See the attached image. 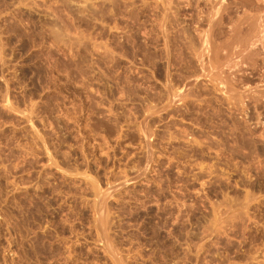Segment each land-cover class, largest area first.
<instances>
[{
    "label": "rangeland",
    "instance_id": "1",
    "mask_svg": "<svg viewBox=\"0 0 264 264\" xmlns=\"http://www.w3.org/2000/svg\"><path fill=\"white\" fill-rule=\"evenodd\" d=\"M263 2L0 0V264H264Z\"/></svg>",
    "mask_w": 264,
    "mask_h": 264
},
{
    "label": "bare ground",
    "instance_id": "2",
    "mask_svg": "<svg viewBox=\"0 0 264 264\" xmlns=\"http://www.w3.org/2000/svg\"><path fill=\"white\" fill-rule=\"evenodd\" d=\"M221 1H222V0H221ZM263 1H264V0H263ZM86 2H87V0H86ZM88 2H89V1H88ZM93 2H94V1H93ZM84 3H85V2H84ZM219 3H220V2H219ZM263 3H264V2H263ZM86 4H87V3H86ZM86 4H85V6H86ZM169 4H171V3H169ZM169 4H168V5H169ZM222 4H223V3H222ZM225 4H226V3H225ZM81 5H82V3H81ZM83 5H84V4H83ZM83 5H82V6H83ZM92 5H93V4H92ZM77 6H78V5H77ZM85 6H84V7H85ZM180 6H182V5H180ZM79 7H80V6H79ZM169 7H171V6H169ZM174 7H175V6H174ZM260 7H261V6H260ZM81 8H82V7H81ZM86 8H87V6H86ZM97 8H98V7H97ZM223 8H224V7H223ZM166 9H167V8H166ZM211 9H212V8H211ZM215 10H217V9H215ZM218 10H219V9H218ZM221 10H222V9H221ZM77 11H78V10H77ZM212 11H213V10H212ZM215 12H216V11H215ZM215 12H214V14H215ZM236 12H237V11H236ZM260 12H261V11H260ZM82 13H83V12H82ZM84 13H85V12H84ZM262 13H263V11H262ZM79 14H80V13H79ZM216 14H217V13H216ZM214 16H215V15H214ZM255 16H256V15H255ZM253 17H254V16H253ZM261 17H262V16H261ZM261 17H260V18H261ZM263 17H264V16H263ZM166 18H167V17H166ZM209 19H211V18H209ZM240 19H241V18H240ZM243 20H244V19H243ZM253 20H254V19H253ZM211 22H212V21H211ZM245 22H246V21H245ZM258 22H259V21H258ZM238 23H239V22H238ZM248 23H249V22H248ZM253 23H254V21H253ZM260 23H261V22H260ZM260 23H257V25L260 24ZM261 24H262V23H261ZM248 26H249V25H248ZM250 26H251V25H250ZM255 26H256V25H254V28H256ZM220 27H221V26H220ZM251 27H252V26H251ZM251 27H250V30H253L254 28L251 29ZM258 27H259V28H260V27L262 28V25H261V26L259 25ZM263 27H264V26H263ZM240 29H241V28H240ZM248 29H249V28H248ZM256 29H257V28H256ZM233 30H234V29H233ZM250 30H249V31H250ZM258 30H259V29H258ZM211 31H212V30H211ZM236 31H237V30H236ZM246 31H247V30H246ZM262 31H263V30H262ZM254 32H256V31L254 30ZM258 32H260V30L257 31L256 33H258ZM263 32H264V31H263ZM263 32H262V33H263ZM249 33H250V32H248V34H249ZM252 33H253V31H252ZM207 34H209V33H207ZM250 34H251V33H250ZM254 34H255V33H253V35H254ZM201 35H202V34H201ZM209 35H210V34H209ZM200 37H201V36H200ZM202 37H203V36H202ZM207 37H208V36H207ZM220 37H221V36H220ZM237 38H238V37H237ZM246 38H247V37H246ZM196 39H197V38H196ZM212 39H213V37H212ZM262 39H264V38H262ZM262 39H261V40H262ZM208 40H209V39H208ZM208 40H207V41H208ZM222 40H223V39H222ZM252 40H253V39H251V41H252ZM254 40H255V39H254ZM223 41H224V40H223ZM248 41H249V38L247 39V42H248ZM251 41H250V44H251ZM235 42H236V41H235ZM245 42H246V40H245ZM254 42H256V40H255ZM261 42H262V41H261ZM202 43H203V42H202ZM202 43H201V44H202ZM214 43H215V42H214ZM227 43H228V42H227ZM229 43H230V42H229ZM220 44H221V43H220ZM239 44H240V43H239ZM250 44H249V45H250ZM252 44H253V42H252ZM254 44H255V43H254ZM259 44L261 45V43H259ZM206 45H207V44H206ZM209 46H210V45H209ZM230 46H232V45H230ZM235 46H236V45H235ZM245 46H246V45H245ZM219 47H220V45H219ZM237 47H238V46H237ZM241 47H242V46H241ZM241 47H240V48H241ZM249 47H251V46H249ZM233 48H234V47H233ZM245 48H246V47H245ZM262 48H263V47H262ZM262 48H261V49H262ZM203 49H204V48H203ZM207 49H208V48H207ZM209 49H210V48H209ZM218 49H220V48H218ZM234 49H235V48H234ZM234 49H233V50H234ZM201 50H202V49H201ZM236 50H237V49H236ZM242 50H243V49H242ZM247 50H248V49H247ZM247 50H245V51H247ZM210 51H211V50H210ZM210 51H209V52H210ZM227 51H228V50H227ZM231 52H234V51H231ZM249 52H250V51H249ZM203 53H204V52H203ZM219 53H220V52H219ZM241 53H242V52H241ZM199 54H200V53H199ZM225 54H226V51H225ZM235 54H236V53H235ZM238 54H239V53H238ZM238 54H237V55H238ZM248 54H249V53H248ZM195 55H196V54H195ZM195 55H194V56H195ZM208 55H209V54H208ZM230 55H231V54H230ZM199 56H200V55H199ZM209 56H210V55H209ZM243 56H244V55H243ZM224 57H225V56H224ZM228 57H229V56H228ZM231 57H232V56H231ZM233 57H235V56L233 55ZM214 58H215V57H214ZM237 58H238V57H237ZM239 58H240V57H239ZM248 59H249V58H248ZM250 59L252 60V58H250ZM262 59H263V58H262ZM224 60H225V59H224ZM226 60H227V59H226ZM235 60H236V59H235ZM243 60H244V59H243ZM210 61H211V60H210ZM229 61H230V60H229ZM229 61H228V62H229ZM239 61H240V59H239ZM256 61H257V60H256ZM225 62H226V61H225ZM231 62H232V61H231ZM231 62H230V63H231ZM247 62H249V61H247ZM250 62H251V61H250ZM252 62H253V60H252ZM252 62H251V63H252ZM257 62H258V61H257ZM201 63H202V62H201ZM237 63H238V61H237ZM237 63H236V64H237ZM244 63H245V62H244ZM209 64H210V63H209ZM233 64H234V60H233ZM233 64H232V65H233ZM236 64H234V65H236ZM255 64H256V63H255ZM259 64H260V63H259ZM262 64H264V63L262 62ZM216 65H217V64H216ZM227 65H229V64H227ZM245 65H246V64H245ZM220 66H221V65H220ZM229 66H231V64H230ZM250 66H251V65H250ZM253 66H254V63H253ZM210 67H211V66H210ZM223 67H224V66H223ZM225 67H226V65H225ZM232 67H234V66H231V68H232ZM236 67H237V66H236ZM211 68H212V67H211ZM255 68H256V67H255ZM212 69H213V68H212ZM222 70H223V69H222ZM226 70H227V69H226ZM230 70H231V69H230ZM233 70H234V69H233ZM235 70H236V69H235ZM220 71H221V70H220ZM229 73H230V72H229ZM258 73H259V72H258ZM220 74H221V73H220ZM232 75H233V74H232ZM167 77H168V76H167ZM261 77H262V76H261ZM168 79H169V78H168ZM232 79H233V78H232ZM227 82H228V81H227ZM225 83H226V82H225ZM233 83H234V82H233ZM237 83H238V82H237ZM171 84H172V83H171ZM226 84H227V83H226ZM229 86H230V85H229ZM262 89H264V88H262ZM259 91H260V90H259ZM261 95H262V94H261ZM262 96H263V95H262ZM262 96H261V97H262ZM263 98H264V97H263ZM233 105H234V104H233ZM263 130H264V129H263ZM255 197H256V196H255Z\"/></svg>",
    "mask_w": 264,
    "mask_h": 264
}]
</instances>
